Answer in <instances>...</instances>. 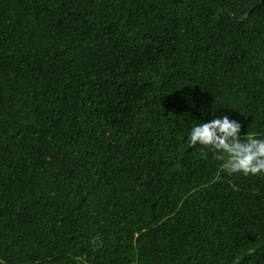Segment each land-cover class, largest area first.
Listing matches in <instances>:
<instances>
[{"label":"trees","instance_id":"16d2710c","mask_svg":"<svg viewBox=\"0 0 264 264\" xmlns=\"http://www.w3.org/2000/svg\"><path fill=\"white\" fill-rule=\"evenodd\" d=\"M225 114L264 137V0H0V261L264 264Z\"/></svg>","mask_w":264,"mask_h":264},{"label":"clouds","instance_id":"9594fccd","mask_svg":"<svg viewBox=\"0 0 264 264\" xmlns=\"http://www.w3.org/2000/svg\"><path fill=\"white\" fill-rule=\"evenodd\" d=\"M200 121L189 130L190 145L198 144L213 151L229 175H264V137L242 134L241 122L227 114Z\"/></svg>","mask_w":264,"mask_h":264}]
</instances>
